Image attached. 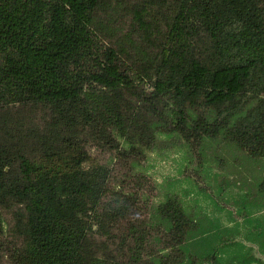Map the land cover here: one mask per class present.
<instances>
[{
    "label": "trees",
    "instance_id": "obj_1",
    "mask_svg": "<svg viewBox=\"0 0 264 264\" xmlns=\"http://www.w3.org/2000/svg\"><path fill=\"white\" fill-rule=\"evenodd\" d=\"M0 264H264V0H0Z\"/></svg>",
    "mask_w": 264,
    "mask_h": 264
},
{
    "label": "rangeland",
    "instance_id": "obj_2",
    "mask_svg": "<svg viewBox=\"0 0 264 264\" xmlns=\"http://www.w3.org/2000/svg\"><path fill=\"white\" fill-rule=\"evenodd\" d=\"M92 152L100 157L109 156L108 153L103 154L101 152H96V150H92ZM108 158V157H107ZM179 158V156L173 153L170 157H154L153 160L148 164L147 175L151 178L152 181H161L164 176H173L177 173V162L175 159ZM121 167L119 164H116V168ZM153 195V194H151Z\"/></svg>",
    "mask_w": 264,
    "mask_h": 264
}]
</instances>
